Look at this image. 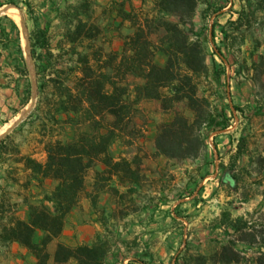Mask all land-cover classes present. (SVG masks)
<instances>
[{
  "label": "rangeland",
  "instance_id": "1",
  "mask_svg": "<svg viewBox=\"0 0 264 264\" xmlns=\"http://www.w3.org/2000/svg\"><path fill=\"white\" fill-rule=\"evenodd\" d=\"M13 1L19 4L14 6L19 9L21 20L10 13L4 20L16 21L17 39L22 33L30 40V32L36 25L48 28L55 51L62 48L63 65H77L79 56L72 52L73 45L93 55L91 45L95 43L102 65L117 68L125 53L131 54L128 36L139 27H144L152 42L158 44L166 31L165 21H179V17L159 10V0ZM257 3L255 0H201L194 17L192 35L201 34L209 53L208 62L212 64L216 60L218 69L226 68L221 83L204 80L201 94L216 97L219 92L218 103L233 113V125L225 131L211 133L210 147L204 157L158 156L155 141L159 125L172 121L175 112L164 111L161 100L140 97L137 87L144 85L145 80L128 75L125 84L132 102L136 103L138 130L131 145L125 146L120 140L115 143L117 151L119 145L124 147L120 156L135 162L137 175H128L125 185L114 178L111 183L120 192L111 189L101 192L97 209H85L86 197H83L80 206L74 209L75 216L69 215L59 240L70 245L98 243L104 246L108 250L106 264H128L132 260L174 264L181 255H187L193 263L198 252L214 263L221 245L219 223L223 212L230 211L233 217H238L264 211V166L260 162L264 153V59H261L264 10L257 9ZM10 6L14 7L8 3L7 8ZM244 8L243 20L236 22ZM217 9L223 10L214 14ZM80 19L88 28L96 27V39H80L73 44L69 41L70 32L75 33ZM12 24L14 27V22ZM116 52L119 58L112 61ZM166 61V54L158 51L156 62L164 65ZM37 64L34 63L35 84L26 89V107L14 112L11 127L5 130L0 127V140L6 136L7 129L10 130L5 153H0V217H5L0 221L3 225L14 215L29 220L32 205L41 204L45 195L52 194L59 183L55 179L39 180L25 168L23 157L45 161L49 140L69 143L76 134L92 131L82 115L58 114L60 106L52 96L43 110L32 116L39 101ZM178 109L190 117L193 115L185 103L178 104ZM55 115L59 120L53 119ZM139 133L143 137H139ZM216 134L220 135L218 147L214 143ZM239 140L243 156L236 162L234 154ZM96 169L101 166L89 171V189L95 181ZM44 235L38 230L35 240L41 241ZM57 242L54 240L49 245L52 255ZM35 261L27 248L19 242L7 241L6 236L0 234V264Z\"/></svg>",
  "mask_w": 264,
  "mask_h": 264
},
{
  "label": "trees",
  "instance_id": "2",
  "mask_svg": "<svg viewBox=\"0 0 264 264\" xmlns=\"http://www.w3.org/2000/svg\"><path fill=\"white\" fill-rule=\"evenodd\" d=\"M200 1L159 0V10L179 17V21H165L166 31L158 44L152 42L144 27H139L128 36L131 54L125 53L117 68L102 65L95 43L91 45L93 55L79 51L73 45L72 52L79 56L77 65H63L62 48L55 51L49 29L36 25L31 30L30 47L32 57L38 63L40 84L39 101L32 116L39 114L52 96L60 106L58 114L82 115L92 129L76 134L69 143L60 139L49 140L45 148V161L32 156L23 157L25 168L39 180L55 179L59 182L52 194L45 195L41 204L32 205L29 220L14 215L5 225L0 221V234L6 236L7 241L19 242L27 248L36 259L32 264H106L108 250L104 246L98 243L70 245L59 238L68 224L70 213L80 206L83 197L91 201L93 209H97L101 192L106 189L120 192L111 183L114 178L125 185L128 175H137L133 167L135 162L124 156L116 159L111 154L115 140H120L125 146L131 145L138 130L135 121L136 103L132 102L125 84L128 75L145 80L144 85L137 87L140 97L161 100L164 111L175 112L172 121L159 125L155 141L158 156L170 159L204 157L210 147L211 133L225 131L233 125V113L230 114L226 107L218 103L216 97L219 92L216 97L201 94L204 80L211 84L221 83L226 68L218 69L216 60L210 64L201 34L192 35ZM255 1L258 2L257 9L264 10V0ZM6 3L19 6L13 0H7ZM3 5L0 0V7ZM221 10L217 9L213 13L217 14ZM244 10L240 11L236 22L243 20ZM87 26L80 19L75 33L70 32L72 39L69 41L76 44L80 39L95 40L96 27ZM2 35H5L3 29ZM158 51L167 56L164 65L156 62ZM114 56L112 61L118 60L119 53H114ZM261 59H264V55ZM257 65L254 63V66ZM181 103L191 110V117L178 109ZM235 108L241 110L238 105ZM53 119L59 120L56 115ZM9 133L10 130L0 140V153H5ZM138 136L143 137V134L139 133ZM219 136H214L217 147L220 144ZM241 149L239 140L234 154L236 162L243 156ZM260 162L264 166V153ZM95 166H101V169H96L95 181L89 189V171ZM234 179L237 180V177ZM133 182L138 184L137 181ZM4 218L2 215L0 220ZM219 228L221 245L214 263L198 252L193 263L187 255H181L174 264H264V211L248 212L238 217H233L230 211H224ZM38 230L45 233L39 242L35 240ZM54 240L58 242L52 255L49 245ZM128 264L147 263L132 260Z\"/></svg>",
  "mask_w": 264,
  "mask_h": 264
},
{
  "label": "crops",
  "instance_id": "3",
  "mask_svg": "<svg viewBox=\"0 0 264 264\" xmlns=\"http://www.w3.org/2000/svg\"><path fill=\"white\" fill-rule=\"evenodd\" d=\"M2 1L4 5L0 9L8 4L5 0ZM8 10L9 8L6 12L0 13V127H3L2 130L11 127L10 121L13 120L17 109L21 110L26 107L28 103L25 97L27 86L35 84V61L28 47V35L25 39L20 33V39H17V25L13 27L12 24V22L17 24L16 21L11 19L10 23H7L4 20ZM2 29L5 35H2ZM116 146L114 142L111 146V154L119 159L124 147L119 145L120 149L117 151ZM85 206L87 210L92 208L88 198H85ZM74 214L75 210L70 213L72 216H75ZM69 220L75 222L74 219Z\"/></svg>",
  "mask_w": 264,
  "mask_h": 264
},
{
  "label": "bare ground",
  "instance_id": "4",
  "mask_svg": "<svg viewBox=\"0 0 264 264\" xmlns=\"http://www.w3.org/2000/svg\"><path fill=\"white\" fill-rule=\"evenodd\" d=\"M9 8V7H8ZM11 14V15H13L16 19H18V20H21V13H20V11H19V9L18 8H16V7H11V8H9V10H8V14ZM20 22V21H19ZM11 126V125H10Z\"/></svg>",
  "mask_w": 264,
  "mask_h": 264
},
{
  "label": "water",
  "instance_id": "5",
  "mask_svg": "<svg viewBox=\"0 0 264 264\" xmlns=\"http://www.w3.org/2000/svg\"><path fill=\"white\" fill-rule=\"evenodd\" d=\"M14 6V5H13ZM11 7V6H10ZM14 7H16V6H14ZM7 6L6 7H2V9H0V13H4V12H6L7 11ZM29 42H30V40H28V45H30L29 44ZM28 47H30V46H28ZM7 131H8V129H7Z\"/></svg>",
  "mask_w": 264,
  "mask_h": 264
}]
</instances>
